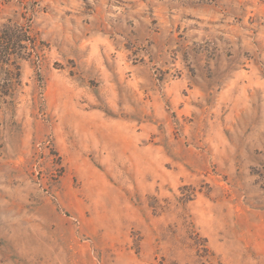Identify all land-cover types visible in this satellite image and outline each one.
<instances>
[{
    "label": "rangeland",
    "instance_id": "374dc122",
    "mask_svg": "<svg viewBox=\"0 0 264 264\" xmlns=\"http://www.w3.org/2000/svg\"><path fill=\"white\" fill-rule=\"evenodd\" d=\"M0 264H264V0H0Z\"/></svg>",
    "mask_w": 264,
    "mask_h": 264
},
{
    "label": "trees",
    "instance_id": "16d2710c",
    "mask_svg": "<svg viewBox=\"0 0 264 264\" xmlns=\"http://www.w3.org/2000/svg\"><path fill=\"white\" fill-rule=\"evenodd\" d=\"M8 30H11V28H8ZM21 30H23V29H21ZM22 40V39H21ZM25 40H28V39H25Z\"/></svg>",
    "mask_w": 264,
    "mask_h": 264
}]
</instances>
